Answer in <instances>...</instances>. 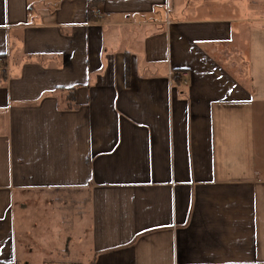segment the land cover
Wrapping results in <instances>:
<instances>
[{"label": "crops", "instance_id": "0c3cea01", "mask_svg": "<svg viewBox=\"0 0 264 264\" xmlns=\"http://www.w3.org/2000/svg\"><path fill=\"white\" fill-rule=\"evenodd\" d=\"M0 262L264 264V0H0Z\"/></svg>", "mask_w": 264, "mask_h": 264}, {"label": "built area", "instance_id": "2783aa9c", "mask_svg": "<svg viewBox=\"0 0 264 264\" xmlns=\"http://www.w3.org/2000/svg\"><path fill=\"white\" fill-rule=\"evenodd\" d=\"M95 15L98 18L103 17V11L100 8H95ZM184 83L187 84V80H184Z\"/></svg>", "mask_w": 264, "mask_h": 264}, {"label": "trees", "instance_id": "16d2710c", "mask_svg": "<svg viewBox=\"0 0 264 264\" xmlns=\"http://www.w3.org/2000/svg\"><path fill=\"white\" fill-rule=\"evenodd\" d=\"M96 4H97V2H91L90 3V6L92 7V6H95ZM174 76H175L176 79L179 80V78H180V71L176 70ZM0 264H3V262H0Z\"/></svg>", "mask_w": 264, "mask_h": 264}, {"label": "rangeland", "instance_id": "374dc122", "mask_svg": "<svg viewBox=\"0 0 264 264\" xmlns=\"http://www.w3.org/2000/svg\"><path fill=\"white\" fill-rule=\"evenodd\" d=\"M175 11H176V8H175Z\"/></svg>", "mask_w": 264, "mask_h": 264}]
</instances>
